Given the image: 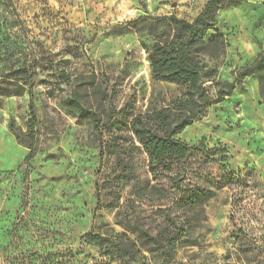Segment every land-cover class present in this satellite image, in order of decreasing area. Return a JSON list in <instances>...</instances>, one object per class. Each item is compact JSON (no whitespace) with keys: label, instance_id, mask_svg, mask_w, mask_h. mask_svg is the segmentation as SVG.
Returning a JSON list of instances; mask_svg holds the SVG:
<instances>
[{"label":"rangeland","instance_id":"1","mask_svg":"<svg viewBox=\"0 0 264 264\" xmlns=\"http://www.w3.org/2000/svg\"><path fill=\"white\" fill-rule=\"evenodd\" d=\"M206 2L0 0V82L24 57L46 58L50 68L39 71L24 94L0 96V264H120L84 238L90 232L126 234L139 242L135 226L153 236L163 228L167 236H179L174 261L161 247L144 251L139 264H264V102L256 79H246L178 137L190 146L204 139L208 149L226 147L228 158L215 159L248 180L242 188L215 191L188 214L197 221L185 229L171 225L170 216H181L171 207L173 197L140 195L147 159L130 141L120 147V164L104 157L107 191L99 206L100 135L63 105L74 91L86 107L96 109L100 102L106 113H144L180 99L184 88L153 80L142 47L150 43L131 22L172 14L192 21ZM218 21L229 42L220 78L233 81L235 71L264 51V0H240ZM31 104L40 124L33 141L37 154L27 161L30 150L10 126L27 131ZM109 130L102 142L118 134ZM115 195L118 209L112 207Z\"/></svg>","mask_w":264,"mask_h":264},{"label":"trees","instance_id":"2","mask_svg":"<svg viewBox=\"0 0 264 264\" xmlns=\"http://www.w3.org/2000/svg\"><path fill=\"white\" fill-rule=\"evenodd\" d=\"M239 4L240 0H207L192 21L172 14L162 17L144 16L131 22L140 34L147 36L150 43L149 47H142L147 53L153 80L185 89L183 96L173 103L151 108L144 113H134L126 108L106 113L100 102L96 109L86 107L77 91L64 100L63 105L72 118L87 121L94 132L100 135L101 171L95 176L99 206L104 201L102 192L107 191L102 173L104 157L113 156L120 164V147H125L127 141L147 159L148 180L140 188V195L148 193L153 197H173L171 207L181 213L175 219L170 216L171 225L175 228L192 226L197 220L193 222L188 214L199 208L204 200L211 198L215 191L239 189L248 184L242 171H230L223 161L215 159V156L228 158L230 152L226 147L208 149L204 139L198 146H190L178 139L186 129L200 121L208 109L233 96L246 79L257 80L259 94L264 102V51L251 63L235 71L233 81H222L220 78L229 42L219 29L218 17L223 10ZM44 60L46 58L38 60L35 57L31 61L24 57L17 70H11L3 76L0 96L24 94L39 71L50 69L49 63ZM7 82L9 84H5ZM30 114L32 120L26 132L14 128L12 124L10 126L19 143L30 150L27 161L37 154V146L33 141L40 123L34 104L30 106ZM112 127L116 128L118 134H112L110 142H102ZM111 201L112 207L118 209L120 198L115 195ZM180 217L182 220L178 224L176 219ZM128 225L131 226L132 222L125 226ZM135 227L139 242L133 241L126 234L105 238L93 232L88 233L84 239L86 243L98 245L104 256L120 264H139L140 258L145 257L144 251L152 253L161 247L165 248L168 260L174 261L172 247L178 235L167 236L169 229L163 228L153 236L150 230Z\"/></svg>","mask_w":264,"mask_h":264}]
</instances>
